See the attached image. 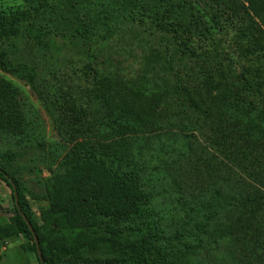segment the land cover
I'll return each mask as SVG.
<instances>
[{
    "label": "trees",
    "instance_id": "1",
    "mask_svg": "<svg viewBox=\"0 0 264 264\" xmlns=\"http://www.w3.org/2000/svg\"><path fill=\"white\" fill-rule=\"evenodd\" d=\"M13 5L0 72L59 140L0 77V134L51 176L42 233L0 157V244L40 264L23 215L43 264H264V0Z\"/></svg>",
    "mask_w": 264,
    "mask_h": 264
},
{
    "label": "rangeland",
    "instance_id": "2",
    "mask_svg": "<svg viewBox=\"0 0 264 264\" xmlns=\"http://www.w3.org/2000/svg\"><path fill=\"white\" fill-rule=\"evenodd\" d=\"M15 2H19V0H0V9L14 6L13 4ZM69 52H67L65 55L67 56ZM72 55L74 54H69V57L74 58V56ZM0 77L12 84L19 91H21L26 96L31 106H33L38 111L44 122L46 142L52 143L58 141L59 139L56 133L53 131L48 116L46 115L40 103L37 101V98L32 93V91L25 84L16 80L15 78H12L9 75L0 72ZM12 149L13 144L11 143V140L0 134V157H6L8 155L11 157L10 160L12 162L10 163V172L12 173V176L18 181V183L21 184L20 186L22 187L34 218L39 228L42 229L41 232L44 233L46 226L44 225V227L42 228V217L44 218L46 213V211L44 210V208H47L46 197L44 189H42L41 187L39 188L38 184L35 183V180L40 175H42V178L45 180L51 177L45 168L42 169V166L37 164V162H41L44 165H48V163L40 159H34V155L32 154L23 159L17 158L11 151ZM52 170H56V168L54 167ZM0 204L8 205L9 209L13 208L12 192L1 181ZM23 243H25L24 239L18 238L10 239L0 244V264H38L36 257L33 254L24 252V250L22 249Z\"/></svg>",
    "mask_w": 264,
    "mask_h": 264
},
{
    "label": "water",
    "instance_id": "3",
    "mask_svg": "<svg viewBox=\"0 0 264 264\" xmlns=\"http://www.w3.org/2000/svg\"><path fill=\"white\" fill-rule=\"evenodd\" d=\"M11 185H12V189H13L14 202H15V205L17 206V203H18L17 191H16V188H15L14 184L11 183ZM0 211H6L7 213H9V206L6 205V204H0ZM22 218L27 223L28 229H29V231L31 232V234L33 236V240H34V243H35V246H36V250H37V254H38L39 260H40V264H43V262L41 260V253H40V250H39L37 237L34 234V231H33L32 227H31V225L27 222L26 218L23 215H22Z\"/></svg>",
    "mask_w": 264,
    "mask_h": 264
}]
</instances>
